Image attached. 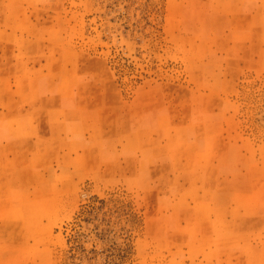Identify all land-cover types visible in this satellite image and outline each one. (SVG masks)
<instances>
[{
  "label": "rangeland",
  "instance_id": "1",
  "mask_svg": "<svg viewBox=\"0 0 264 264\" xmlns=\"http://www.w3.org/2000/svg\"><path fill=\"white\" fill-rule=\"evenodd\" d=\"M0 40V264H264V0H0Z\"/></svg>",
  "mask_w": 264,
  "mask_h": 264
},
{
  "label": "crops",
  "instance_id": "2",
  "mask_svg": "<svg viewBox=\"0 0 264 264\" xmlns=\"http://www.w3.org/2000/svg\"><path fill=\"white\" fill-rule=\"evenodd\" d=\"M10 41V40H9ZM7 40H0V47L7 48L8 47V42ZM4 53H6L4 51ZM5 58L3 62H7V57H2ZM4 73H2L0 77V81L4 82L5 90L0 93V105H3L5 107L4 109H0V145L1 146H6L12 143H15V141L19 140L20 137L24 139L26 136L29 135L30 129L29 127H26L25 125L30 122V115L29 112L25 109V106L23 105L24 103V90H22V93H20V96L16 97L14 94V90L12 88V91L8 90V85H10V81H12L8 69L5 67V70H3ZM13 100H17V103L14 104L12 103ZM14 110L20 111L16 116H14ZM20 117V121L18 120L17 128H23L25 127L26 129H23L21 132V135L18 134L16 129H13L14 127L12 126L13 120L16 121V117ZM17 122V121H16ZM67 123L59 121V123L54 127L55 134L57 136H62L65 134V139L61 138L63 141L60 143H64V146L71 145L74 143H77V138L76 137H69L67 138L68 134L66 132L67 129L72 130L70 126L66 125ZM65 130V131H64ZM61 131V132H60ZM73 132L75 135L78 133L77 129L75 126H73ZM35 135L37 139L35 140V143H41L45 142L44 140L41 139V133L38 131H35ZM70 171L73 172V170L69 169Z\"/></svg>",
  "mask_w": 264,
  "mask_h": 264
}]
</instances>
